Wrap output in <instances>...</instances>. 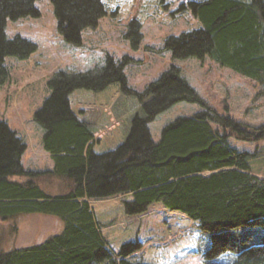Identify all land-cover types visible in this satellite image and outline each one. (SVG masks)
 Wrapping results in <instances>:
<instances>
[{
	"label": "trees",
	"instance_id": "16d2710c",
	"mask_svg": "<svg viewBox=\"0 0 264 264\" xmlns=\"http://www.w3.org/2000/svg\"><path fill=\"white\" fill-rule=\"evenodd\" d=\"M38 0H0V85L9 79L5 59L26 60L37 47L8 21L39 17ZM58 32L80 44L81 32L106 17L126 28L137 49L147 18L187 28L168 37L173 59L209 58L264 85V0H50ZM124 57L79 73L58 72L51 94L34 114L42 148L52 160L47 174L68 190L49 194L37 172L21 164L26 146L0 122V219L47 216L60 227L38 242L0 253V264H178L202 253L204 264H264V178L250 171V154L229 143L243 140L245 126L202 100L171 65L142 91L127 83ZM202 110L165 125L153 141L148 125L178 103ZM43 173V172H42ZM39 174V173H38ZM37 174V175H38ZM129 195L125 226L112 241L101 233L91 201Z\"/></svg>",
	"mask_w": 264,
	"mask_h": 264
},
{
	"label": "rangeland",
	"instance_id": "374dc122",
	"mask_svg": "<svg viewBox=\"0 0 264 264\" xmlns=\"http://www.w3.org/2000/svg\"><path fill=\"white\" fill-rule=\"evenodd\" d=\"M35 7L39 17L8 21L6 27L8 38L18 35L37 47L26 60L5 59L9 79L0 85V122H5L25 144L21 158L23 168L39 173L15 177V180L36 179L39 186L51 195H61L68 190L67 182L47 174L52 169V160L42 148L43 130L34 122V114L50 96L48 82L58 72H85L103 66L108 56L115 61L129 58L124 73L128 85L139 92L174 65L199 97L217 113L243 124L250 137L258 136V128L264 125V85L252 87L248 79L220 67L209 58L203 61L193 58L178 60L162 50L168 37L178 36L186 30L185 19L165 24L147 18L141 29V42L137 49H133L125 39L126 28L103 17L96 26L85 28L81 32L80 44L74 45L66 42L58 32L50 0H38ZM201 110L197 104L184 102L172 106L148 125L152 140L158 141L162 128L176 118ZM229 134L232 147L250 154L247 161L251 173L264 178V136L243 140ZM130 199L129 195H122L91 201V209L106 240H114L123 231V201ZM59 227L56 219L47 216L0 219V253L43 240ZM178 264H204L203 254L192 253Z\"/></svg>",
	"mask_w": 264,
	"mask_h": 264
}]
</instances>
